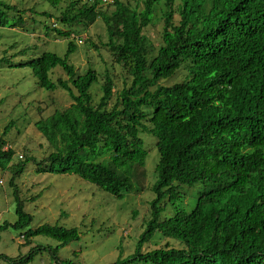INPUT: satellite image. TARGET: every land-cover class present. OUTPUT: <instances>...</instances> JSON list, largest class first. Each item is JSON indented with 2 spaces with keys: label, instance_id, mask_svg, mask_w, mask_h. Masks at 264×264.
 I'll return each mask as SVG.
<instances>
[{
  "label": "trees",
  "instance_id": "obj_1",
  "mask_svg": "<svg viewBox=\"0 0 264 264\" xmlns=\"http://www.w3.org/2000/svg\"><path fill=\"white\" fill-rule=\"evenodd\" d=\"M41 1L57 10L41 16L68 26L44 23L46 35L69 38L71 27L100 18L106 32L101 44L129 80L112 102L114 82L105 73L94 102L90 88L97 72H76L69 61L73 40L62 56L43 50L13 62L26 53L20 48L0 58L8 67L27 66L40 88L62 89L72 101L34 122L48 149L42 158L15 161L6 146L12 122L0 133V170L10 173L14 217L0 223V240L4 231L24 240L17 254L0 252V262L27 264L45 249L55 264H80L77 253L70 254L74 260L57 255L82 235L74 224L60 223L65 212L31 226L34 216L15 183L29 163L38 174L73 175L121 200L133 187L139 190L138 170L149 150L144 142L151 139L158 156L150 218L131 254L102 264H264V0H142L140 9L122 0L108 7L101 0ZM158 4L162 27L152 40L144 30ZM27 11L37 13L0 0V26H25V18L37 23ZM56 67L66 79L49 77ZM181 70L180 81L159 83ZM36 236L57 244L34 245L22 254ZM151 240L157 246L142 252Z\"/></svg>",
  "mask_w": 264,
  "mask_h": 264
},
{
  "label": "rangeland",
  "instance_id": "obj_2",
  "mask_svg": "<svg viewBox=\"0 0 264 264\" xmlns=\"http://www.w3.org/2000/svg\"><path fill=\"white\" fill-rule=\"evenodd\" d=\"M20 5L24 8L34 7L36 14L29 11L26 15H33L37 23H32L25 18V26L15 28L0 26V58L17 53L25 49L23 55L12 57L13 62L25 61L37 56L43 50L54 52L60 56L66 50V44L73 40L76 48L69 55V61L74 65L76 72L81 74L88 67L97 72L98 82H94L90 90L94 102L101 96L100 85L104 81V74L107 73L114 82L113 99L116 98L122 89L124 82L128 83V75L123 69L112 62L107 49L103 46L106 41L105 25L98 18L93 24L78 25L71 27L69 38L57 37L54 32L45 34L43 24H52L56 28L66 30L68 26L55 22L52 16L46 18L41 16L43 10L57 15L56 8L50 7L48 3L41 0H6ZM86 2V0H83ZM113 0H101V7H108ZM142 8V0H122ZM160 4L152 16V23L145 28L144 32L149 38L155 40L160 36L162 21L160 17ZM98 46L93 48L90 43ZM37 46V48L35 47ZM49 77L55 80L58 77L66 79V75L60 68H54ZM184 78L181 70L173 77L160 80L162 85H170ZM64 90L47 91L40 88L35 76L27 66L8 67L5 63L0 64V133L5 125L12 122L7 138V147L14 149V160H23V156L33 154L42 158L48 152L44 138L37 131L34 122L50 115L54 109L67 107L71 103ZM149 148L145 166L139 169L137 183L139 190L127 194L123 199H115L98 190L94 185L73 175L38 174L33 164H28L15 183L21 197L26 199V210L32 213L34 219L32 227L43 222L57 221L61 212L66 216L61 217V224L67 226L74 224L81 230L79 241L70 242L61 247L57 255L61 258L70 257L77 253L80 264H102L103 262L114 261L118 256L125 257L134 251L135 239L145 228L150 218V201L154 194L150 186L154 181V165L157 160V150L152 148L151 139H146L144 147ZM108 157V156H107ZM10 177L8 171L0 170V223L13 221L10 203L12 201V190L7 185ZM38 194V195H37ZM35 199H30L35 196ZM28 200V201H27ZM133 213H136L133 216ZM62 216V215H60ZM21 236H15L9 231L1 233L0 252L12 255L19 252L18 246L23 244ZM153 241H158L153 239ZM152 240L143 244L141 251L145 252L157 246ZM159 242V241H158ZM56 246V242L49 237L36 236L30 245L20 249L26 254L34 245ZM0 264H9L6 261ZM27 264H55L50 251L41 249L37 251Z\"/></svg>",
  "mask_w": 264,
  "mask_h": 264
}]
</instances>
